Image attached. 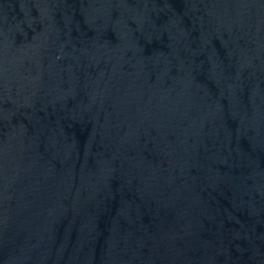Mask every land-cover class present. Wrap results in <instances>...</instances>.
Instances as JSON below:
<instances>
[{
	"label": "water",
	"instance_id": "obj_1",
	"mask_svg": "<svg viewBox=\"0 0 264 264\" xmlns=\"http://www.w3.org/2000/svg\"><path fill=\"white\" fill-rule=\"evenodd\" d=\"M0 264H264V0H0Z\"/></svg>",
	"mask_w": 264,
	"mask_h": 264
}]
</instances>
